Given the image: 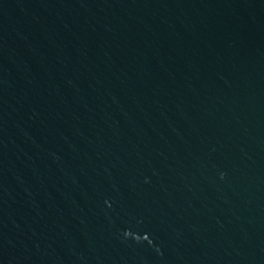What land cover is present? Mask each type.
Segmentation results:
<instances>
[{
    "label": "water",
    "instance_id": "obj_1",
    "mask_svg": "<svg viewBox=\"0 0 264 264\" xmlns=\"http://www.w3.org/2000/svg\"><path fill=\"white\" fill-rule=\"evenodd\" d=\"M0 264H264V0H0Z\"/></svg>",
    "mask_w": 264,
    "mask_h": 264
}]
</instances>
